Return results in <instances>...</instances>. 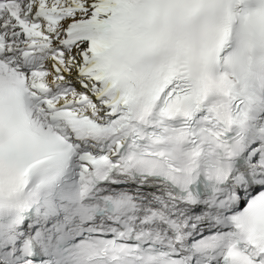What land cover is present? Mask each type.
Listing matches in <instances>:
<instances>
[{
  "label": "snow or ice",
  "instance_id": "6c2138e0",
  "mask_svg": "<svg viewBox=\"0 0 264 264\" xmlns=\"http://www.w3.org/2000/svg\"><path fill=\"white\" fill-rule=\"evenodd\" d=\"M0 264H264V0H0Z\"/></svg>",
  "mask_w": 264,
  "mask_h": 264
}]
</instances>
